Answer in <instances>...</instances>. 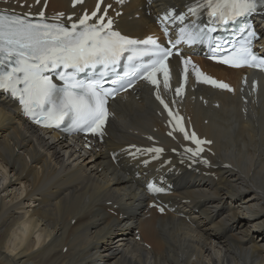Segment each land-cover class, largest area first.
Instances as JSON below:
<instances>
[{"label": "bare ground", "instance_id": "1", "mask_svg": "<svg viewBox=\"0 0 264 264\" xmlns=\"http://www.w3.org/2000/svg\"><path fill=\"white\" fill-rule=\"evenodd\" d=\"M69 1L50 0L49 9L58 12ZM186 90L188 99L179 106L188 121L212 139L214 160L234 163L204 207L226 205L238 213L210 229H193L190 219L183 225L147 217L119 221L104 204L117 199L124 179H110L103 162L80 150L75 163L64 162L59 151L69 150L64 143L45 142L0 108V168L7 174L0 178V264H264V95L258 104L251 99L240 104L232 94ZM152 116L162 131L165 120L156 112ZM226 226L234 230L227 240L214 230Z\"/></svg>", "mask_w": 264, "mask_h": 264}, {"label": "snow or ice", "instance_id": "2", "mask_svg": "<svg viewBox=\"0 0 264 264\" xmlns=\"http://www.w3.org/2000/svg\"><path fill=\"white\" fill-rule=\"evenodd\" d=\"M39 2V0H37ZM76 0H74V3ZM123 3V0H117ZM264 6V0H195L188 6L187 13L173 15L167 13L164 21H180L181 24L188 14L198 15L201 9H206L212 24H228L238 17L257 11V6ZM23 7V5H21ZM108 7H111L109 5ZM100 3L96 5L89 16L87 13L66 27L62 23L44 22L41 11L38 22L28 19V15L0 13V89L18 97L25 116L44 127L60 128L66 118L70 125L65 131L86 130L101 134L107 118L106 97L112 95L114 89H104L99 81L83 82L77 79V74L85 69H95L97 65L105 70L116 65L127 53L129 71L125 76H140L150 84L159 88L160 80L157 74L163 75V87H170V68L166 63L173 55L172 49L180 43H204L206 37L216 29L209 27L197 29L195 25H184L179 29V38L171 43V47H162L155 39L134 40L122 36L112 30V19L106 20L108 8L104 15H99ZM62 15V14H59ZM95 17L94 23L89 21ZM167 35V28L164 29ZM238 48L229 51L220 44L212 49L210 59L230 67H254L264 70V59L258 58L251 49L252 40L257 33L250 29ZM179 55V52L176 53ZM144 57H151L147 63H141ZM184 81L176 88V94L182 95L189 71L198 83L209 84L215 88L232 91L227 83L217 81L200 70L190 59H182ZM47 72H57L63 86H57L46 75ZM106 72H101V76ZM118 81H113L116 84ZM157 100L168 110V105L161 99L159 91ZM169 116L175 121V129L184 134V139L196 145L195 149L186 148L193 156L203 151L205 143L198 139L195 133L191 136L182 125V118L169 111ZM171 135V133H169ZM137 151H140L139 149ZM144 151L156 153L158 158L162 149L150 148ZM147 163V161L145 162ZM151 191H162L149 185Z\"/></svg>", "mask_w": 264, "mask_h": 264}, {"label": "rangeland", "instance_id": "3", "mask_svg": "<svg viewBox=\"0 0 264 264\" xmlns=\"http://www.w3.org/2000/svg\"><path fill=\"white\" fill-rule=\"evenodd\" d=\"M1 174H4V176H6L7 174L4 172V170H2L1 168H0V178H1ZM2 179V178H1ZM1 183V182H0ZM259 242V241H258ZM118 243L117 244H114L113 246H114V248L115 247H118ZM218 250L216 249V248H214V251H213V255H215L216 257L217 256H219V253L217 252Z\"/></svg>", "mask_w": 264, "mask_h": 264}]
</instances>
